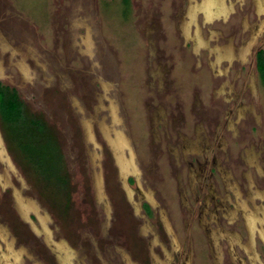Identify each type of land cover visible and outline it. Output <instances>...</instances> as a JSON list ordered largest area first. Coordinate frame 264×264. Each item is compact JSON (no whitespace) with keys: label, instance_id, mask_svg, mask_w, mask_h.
Listing matches in <instances>:
<instances>
[{"label":"rangeland","instance_id":"1","mask_svg":"<svg viewBox=\"0 0 264 264\" xmlns=\"http://www.w3.org/2000/svg\"><path fill=\"white\" fill-rule=\"evenodd\" d=\"M194 1L0 0V81L49 130L0 120V264H217L203 228L264 264V211L247 238L224 194L264 202V0Z\"/></svg>","mask_w":264,"mask_h":264},{"label":"flooded vegetation","instance_id":"2","mask_svg":"<svg viewBox=\"0 0 264 264\" xmlns=\"http://www.w3.org/2000/svg\"><path fill=\"white\" fill-rule=\"evenodd\" d=\"M201 1L202 0H200V1H194V2H191L190 4V6H191V9L192 10H194L192 13H190L189 12V9H190V6H188V8L189 9H187V16H188V18H187V20H185V22L187 23L188 21H192V19H193V17H196V11L197 10H200V11H202V13H203V17H205V18H209V17H212V15H214V14H216L217 12H220V11H223L222 9L220 10V9H217V10H215L214 11V13L212 14V15H206L205 13H204V11L202 10V9H197V7H196V4L198 3H200L201 4ZM259 4V5H258ZM258 5V11H260L261 10V7H260V2L258 3V1L256 0V6ZM222 6H223V2H222ZM263 7H264V5H263ZM195 8H196V11H195ZM216 8H218V7H216ZM256 11V10H255ZM258 15V14H257ZM262 19V18H261ZM262 20H260L259 21V25H261V22ZM188 24H186V27H188L187 26ZM258 25V26H259ZM258 26H256V28H258ZM181 32H182V30H180ZM183 33V32H182ZM195 39V38H194ZM247 42H246V40L244 41V43H243V45L244 44H246ZM199 44H201V41L200 40H196L195 39V43H194V45H199ZM241 45H242V43H241ZM222 46H224V44H222ZM215 47V52H216V50H217V53H215V61H217V59H219L220 57H223V56H226L227 55V53L226 52H224L225 50H222L221 48L222 47H218L217 46V48H216V45L214 46ZM224 47H226V46H224ZM213 50H214V48H213ZM230 57V56H229ZM209 66H212V62H209ZM214 67V66H213ZM257 67H260V64H258L257 65ZM211 68V67H210ZM212 69V68H211ZM260 70V69H259ZM0 85H2V86H6V87H9V88H12V89H14V90H16L13 86H10V85H8V84H4L2 81H0ZM16 93L18 94V92H17V90H16ZM18 96H19V94H18ZM19 98H20V96H19ZM0 120H1V118H0ZM1 122H2V120H1ZM3 123V122H2ZM228 124H230V121H229V123ZM231 126V125H230ZM120 141H121V143H114V144H117L118 145V148H119V150L118 151H114V153L112 152V149L109 147V144H108V147L110 148V150H111V152H112V155L114 156V162H115V164H116V167H117V170H118V174H119V176L121 177V178H123L125 175H126V173H127V171L129 170V166L131 165V164H133V161H134V156L133 155H131V156H129V154H128V156L126 157L125 156V148H127L126 146V144H127V141H126V137L124 136V134L121 132V136H120ZM187 143V142H186ZM185 145V142H184V144H183V146ZM251 152L250 151H245V153H243L242 154V158H243V160L245 159L246 161L247 160H250V159H253V158H251L250 156H251ZM175 156V155H174ZM176 157V156H175ZM247 157V158H246ZM249 158V159H248ZM248 162V161H247ZM122 165V166H121ZM135 167V166H134ZM199 171L201 172V170L203 169V165H199ZM212 170V169H211ZM191 171H193V172H195V170L194 169H191L190 170V176H191V178L192 179H194L195 177H192V175H191ZM4 173H5V171H4ZM3 173V174H4ZM196 173V172H195ZM198 175V174H197ZM196 174H193V176H197ZM197 178V177H196ZM195 178V179H196ZM225 185H226V188H225V190H224V194H225V198H227V199H229V200H232V195H230V192H233L234 194H235V199H236V202L234 201V203H235V205L233 204V205H230V206H228V207H230V208H227V212H229V210H231V209H233L234 208V206H235V208L231 211V212H233V214L234 213H236V215L234 214H232L233 215V217L234 218H232L231 220L233 221V220H237L236 218L238 217V215H237V213L238 214H240V216H241V218L244 220V224H245V227H246V234H247V238H248V233H249V238L252 236V234H254V221H256V219H257V216L260 214V213H262V211H264L263 209H264V206L262 205V204H264V202H260L259 204H254L253 205V208H251V210L249 209V210H247L246 208L244 209V208H242L241 207V199H239V198H241L240 197V195H236L237 193H238V190H239V188H236V185L234 184V183H230L229 182V179H227V178H225ZM249 188H250V186H249ZM212 193H214V194H216L215 193V191H214V188H209L208 189V193L206 192L205 193V195H204V204L201 206V208H200V211H199V213H200V215H199V217L201 218L202 217V214H203V216H205L206 214L209 216V217H211V216H213L214 215V213H217V209L219 208V207H217V205H214V209H209V205L211 204V202H212V200L214 201V198H215V196L214 195H211ZM248 193H249V190H248ZM249 196V195H248ZM233 201H232V203H233ZM206 211H207V213H206ZM230 212V213H231ZM222 213L223 214H225L224 216H227L226 214V212L224 211V210H222ZM249 219H251V220H249ZM229 220V219H228ZM199 222H200V220H199ZM251 222H253V225L251 224ZM201 224V223H200ZM217 224V223H216ZM211 225V224H210ZM260 225V224H259ZM201 226H202V224H201ZM212 227H215V226H217V225H215V226H213V225H211ZM262 226H264V223H262ZM203 227V226H202ZM223 229V228H222ZM203 232L204 233H206L207 234V237L209 236V244H210V248H211V250H212V254H213V256H214V258H215V260H218L219 258H218V256L217 255H219L220 256V258H221V261L219 262H217V264H222V262H223V256H222V245H221V243H220V241H221V239L223 240L224 239V241H226V243H227V248H228V251H229V254L231 255V260H233L232 258V254L230 253V248L229 247H233V242H232V240H227L226 238H224V237H221L220 238V235H219V233L217 232V231H209L208 233H207V231L203 228ZM227 232H233V231H227ZM209 234V235H208ZM258 238L259 239H261V241H262V244H263V246H264V233H260V236L258 235ZM250 242H251V240H249ZM237 246H239V248H240V251L244 254V255H246L245 254V252L242 250V248H243V244H240V242H239V245H237ZM241 246V247H240ZM244 248H248V246H247V244H245L244 245ZM239 257L240 256H238L237 255V264H240L239 262H240V259H239ZM259 258H260V255L258 256ZM240 258H242L243 260H245V261H247L248 260V256L246 255V259H244L243 257H240ZM261 260V259H260ZM230 261V260H229ZM230 263L231 264H234V261L233 262H231L230 261ZM264 263V262H263ZM242 264V263H241ZM244 264H248V263H244ZM261 264V263H260Z\"/></svg>","mask_w":264,"mask_h":264},{"label":"trees","instance_id":"3","mask_svg":"<svg viewBox=\"0 0 264 264\" xmlns=\"http://www.w3.org/2000/svg\"><path fill=\"white\" fill-rule=\"evenodd\" d=\"M259 60L260 66H263L264 68V62H261V59ZM0 118L4 127H6V125L10 126L16 122L26 124L27 128H25V134L31 135L33 132H37L45 135L47 131L49 132L43 119L25 111V106L16 93V90L2 85H0ZM25 138L28 140L26 142H30V140H32L31 143L33 142L36 144L37 142L36 138L30 137L29 135ZM30 149L35 150L38 149V147L30 145L29 152H27V148L25 146L22 151L23 153L24 151L26 152L27 155L24 154V156L27 157L28 160L32 159V157L30 158L29 156ZM34 160L36 161V159Z\"/></svg>","mask_w":264,"mask_h":264},{"label":"bare ground","instance_id":"4","mask_svg":"<svg viewBox=\"0 0 264 264\" xmlns=\"http://www.w3.org/2000/svg\"><path fill=\"white\" fill-rule=\"evenodd\" d=\"M118 124V123H117ZM118 133H117V135H118V141L116 142V140H115V143H121V141H120V136H121V131H118V130H116ZM118 151L119 150V148H118V145L117 144H114V149H112V152L114 153V151ZM115 154V153H114ZM122 166V165H121Z\"/></svg>","mask_w":264,"mask_h":264}]
</instances>
